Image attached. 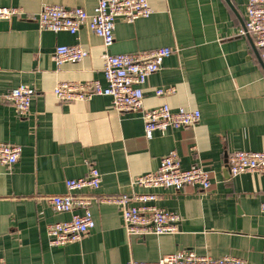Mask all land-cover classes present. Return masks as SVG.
I'll list each match as a JSON object with an SVG mask.
<instances>
[{
  "label": "crops",
  "instance_id": "obj_1",
  "mask_svg": "<svg viewBox=\"0 0 264 264\" xmlns=\"http://www.w3.org/2000/svg\"><path fill=\"white\" fill-rule=\"evenodd\" d=\"M152 13L131 23L115 20L110 55L169 48L171 54L143 87V107L167 104L198 110L190 127L145 138L139 114L117 113L110 99L58 102L61 82L97 80L104 85L102 40L85 26L75 35L42 31L36 17L44 5L82 8L96 0H0L22 17L0 21V96L24 85L33 92L27 116L0 101V143L19 145V160L0 166V256L7 264H156L183 251L231 256L264 264V175L230 178L224 166L237 150L264 152V61L250 35L245 0H148ZM80 46L86 57L57 66V46ZM171 88L157 96L155 90ZM175 152L183 169L198 163L211 176L207 192L197 188L145 190L136 177L155 171ZM94 167L98 189L83 197L133 196L154 192L157 208L178 216L174 234L132 236L122 207L92 203L94 225L79 241L51 246L47 226L70 219L48 198L67 193V180ZM130 204L136 205L134 202ZM81 213V211H79Z\"/></svg>",
  "mask_w": 264,
  "mask_h": 264
},
{
  "label": "built area",
  "instance_id": "obj_2",
  "mask_svg": "<svg viewBox=\"0 0 264 264\" xmlns=\"http://www.w3.org/2000/svg\"><path fill=\"white\" fill-rule=\"evenodd\" d=\"M246 21L240 35H250L257 48L263 51L264 61V0H245ZM152 13L148 0H96L92 13L82 8H64L59 5H44L36 17L40 30L52 33L67 32L75 35L85 26L102 40L105 49L102 55L104 85L97 80L87 82H61L53 90L58 102L70 103L86 101L93 96L110 99L111 109L117 113L139 114L143 123L145 138L151 139L155 132L164 134L168 130L190 128L200 120L198 110L178 108L173 110L167 104L153 108L143 107V87L146 80L158 72L166 58L171 54L169 48L133 54L110 55L107 48L113 43L115 20L122 18L131 23L138 18H146ZM20 8L0 7V21L22 17ZM87 53L78 45L57 46L53 60L57 66L63 63H76ZM171 88L157 89L155 94H170ZM33 92L24 85L11 89L0 96V101L11 104L19 117L28 114ZM19 145L0 143V166L11 167L21 155ZM230 178L243 173L264 175V152L237 150L228 155L224 165ZM100 174L94 167L88 169L86 176L67 180V193L48 198L56 213H68L70 219L47 226L46 233L51 246H63L79 241L94 225L90 206L92 203L109 204L122 207V219L126 231L132 236L148 234H174L178 216L157 208L153 203L158 199L154 192L134 194L133 196H95L75 195L85 188L96 190L100 185ZM133 183L145 190L197 188L207 192L211 187V176L198 163L183 169L177 154L173 151L162 157L155 171L147 172L134 179ZM134 202L136 205L130 204ZM81 211V213H79ZM264 214V203L260 204ZM0 264H7L0 256ZM135 264V263H132ZM156 264H250L231 256L211 258L197 255L193 251H183L161 258Z\"/></svg>",
  "mask_w": 264,
  "mask_h": 264
}]
</instances>
